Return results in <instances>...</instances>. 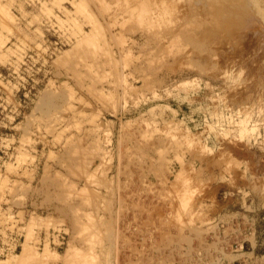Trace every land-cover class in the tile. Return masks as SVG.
Here are the masks:
<instances>
[{"label": "rangeland", "instance_id": "rangeland-1", "mask_svg": "<svg viewBox=\"0 0 264 264\" xmlns=\"http://www.w3.org/2000/svg\"><path fill=\"white\" fill-rule=\"evenodd\" d=\"M0 264H264V0H0Z\"/></svg>", "mask_w": 264, "mask_h": 264}, {"label": "built area", "instance_id": "built-area-1", "mask_svg": "<svg viewBox=\"0 0 264 264\" xmlns=\"http://www.w3.org/2000/svg\"><path fill=\"white\" fill-rule=\"evenodd\" d=\"M11 245H12V246L10 247V248H12L11 251H14V250L16 249V247L18 246V244H14V243H12ZM6 249L8 250L9 248H5V250H6Z\"/></svg>", "mask_w": 264, "mask_h": 264}, {"label": "bare ground", "instance_id": "bare-ground-1", "mask_svg": "<svg viewBox=\"0 0 264 264\" xmlns=\"http://www.w3.org/2000/svg\"><path fill=\"white\" fill-rule=\"evenodd\" d=\"M247 2H248V1H247ZM245 8H246V7H245ZM250 10H251V9H250ZM239 11H240V10H239ZM232 16H233V15H232ZM246 16H247V15H246ZM249 16H250V15H249ZM240 17H241V15H240ZM241 22H242V21H241ZM241 22H240V23H241ZM252 22H253V21H252ZM245 23H246V22H245ZM245 23H242V24H245ZM256 23H257V22H256ZM233 24H234V23H233ZM242 24H241V25H242ZM231 25H232V23H231ZM236 26H237V24H236ZM239 26H240V25H239ZM243 26H245V25H243ZM243 26H242V27H243ZM242 27H241V28H242ZM244 29H245V27H244ZM241 33H242V32H241Z\"/></svg>", "mask_w": 264, "mask_h": 264}]
</instances>
